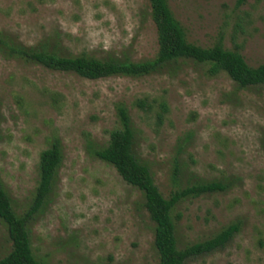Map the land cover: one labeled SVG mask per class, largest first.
<instances>
[{
  "label": "rangeland",
  "instance_id": "obj_1",
  "mask_svg": "<svg viewBox=\"0 0 264 264\" xmlns=\"http://www.w3.org/2000/svg\"><path fill=\"white\" fill-rule=\"evenodd\" d=\"M190 42L238 48L264 63V0H169ZM10 47L63 56L144 61L158 51L149 0H0V178L19 215L34 203L41 152L59 143L53 191L29 223L45 264H157L156 223L143 193L96 156L120 126L124 104L135 153L165 197L202 182L225 189L173 210L178 248L240 230L185 264H264V86L240 88L226 73L181 60L140 77L84 78L52 70ZM149 98L151 112L134 102ZM169 111L158 122L159 102ZM0 218V260L12 249Z\"/></svg>",
  "mask_w": 264,
  "mask_h": 264
},
{
  "label": "trees",
  "instance_id": "obj_2",
  "mask_svg": "<svg viewBox=\"0 0 264 264\" xmlns=\"http://www.w3.org/2000/svg\"><path fill=\"white\" fill-rule=\"evenodd\" d=\"M149 3L158 36V51L152 59L144 61L99 59L87 54L63 56L46 48L10 47V50L49 69L74 72L88 79L114 75L140 77L181 60H192L206 65L209 76L226 73L240 88L264 86V63L256 67L249 65L238 48L227 49L222 40L211 47H202L190 42L185 28L173 13L169 0H149ZM134 104L145 112H151L155 108V103L149 98L137 99ZM158 105L160 110L157 112V119L158 122H162L169 107L165 101H160ZM118 116L120 126L111 130L108 144L97 150L96 156L114 166L128 184L143 193L146 208L156 223L155 244L160 253V262L157 264H185L189 258L225 246L239 232L238 222L230 224L210 239L179 249L173 216L174 208L182 200L223 190L225 186L216 181L202 182L177 189L169 197H165L156 184L149 166L135 153V130L124 104L118 105ZM62 161L63 152L58 142L41 152L34 203L23 215L16 212L0 178V218L7 225L13 242L11 251L0 260V264H45L38 260L33 252L28 226L53 191Z\"/></svg>",
  "mask_w": 264,
  "mask_h": 264
}]
</instances>
